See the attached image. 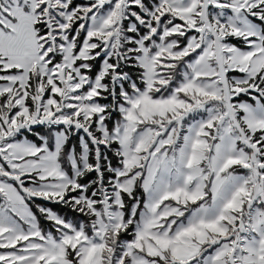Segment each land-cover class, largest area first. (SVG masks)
I'll use <instances>...</instances> for the list:
<instances>
[{
    "label": "snow or ice",
    "instance_id": "obj_1",
    "mask_svg": "<svg viewBox=\"0 0 264 264\" xmlns=\"http://www.w3.org/2000/svg\"><path fill=\"white\" fill-rule=\"evenodd\" d=\"M0 264H264V0H0Z\"/></svg>",
    "mask_w": 264,
    "mask_h": 264
},
{
    "label": "rangeland",
    "instance_id": "obj_2",
    "mask_svg": "<svg viewBox=\"0 0 264 264\" xmlns=\"http://www.w3.org/2000/svg\"><path fill=\"white\" fill-rule=\"evenodd\" d=\"M74 2H77V3H78V2H82V0H74ZM101 102L103 103V102H105V101H101ZM30 138H32V137H30ZM93 175H94V174H93ZM36 203H43V202L37 200ZM49 206L52 207L51 205H49ZM54 210L60 212L61 214H67L69 217H71V216L74 215V214H72V213H70V212H63V211H59V210H57V209H54ZM45 227H47V225H45Z\"/></svg>",
    "mask_w": 264,
    "mask_h": 264
},
{
    "label": "trees",
    "instance_id": "obj_3",
    "mask_svg": "<svg viewBox=\"0 0 264 264\" xmlns=\"http://www.w3.org/2000/svg\"><path fill=\"white\" fill-rule=\"evenodd\" d=\"M134 71V70H133ZM54 209H57L59 211L63 212H70L68 209L61 207L60 205H51ZM35 211V208L33 209ZM71 213V212H70ZM73 214V213H72Z\"/></svg>",
    "mask_w": 264,
    "mask_h": 264
}]
</instances>
